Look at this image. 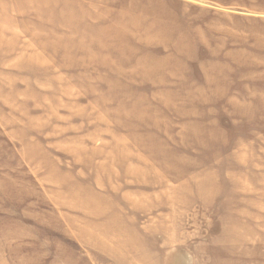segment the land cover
Returning <instances> with one entry per match:
<instances>
[{"label": "rangeland", "instance_id": "rangeland-1", "mask_svg": "<svg viewBox=\"0 0 264 264\" xmlns=\"http://www.w3.org/2000/svg\"><path fill=\"white\" fill-rule=\"evenodd\" d=\"M0 264H264V0H0Z\"/></svg>", "mask_w": 264, "mask_h": 264}]
</instances>
